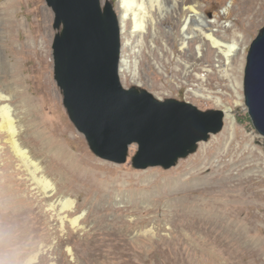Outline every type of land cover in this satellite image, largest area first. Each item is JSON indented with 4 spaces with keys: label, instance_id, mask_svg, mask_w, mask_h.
<instances>
[{
    "label": "rangeland",
    "instance_id": "obj_1",
    "mask_svg": "<svg viewBox=\"0 0 264 264\" xmlns=\"http://www.w3.org/2000/svg\"><path fill=\"white\" fill-rule=\"evenodd\" d=\"M104 1L106 0H102V2ZM109 1L114 5L119 18L121 14L120 0ZM193 1L198 4V11L205 15L208 22L213 21L215 15H220L219 13L225 5L232 2L230 16L222 15L218 19L220 26L224 23L231 25L226 30L221 29L225 36L219 34L225 41H231L236 34L243 36L246 33L244 29H250L251 34L246 40L247 44L242 50L240 49V52L238 51L243 57L241 71L243 94L247 53L259 29L264 26V18L255 19V11L259 9L258 2L254 3V0ZM162 3L165 7L163 12L156 8L148 10L147 5H144L145 11L142 12L143 14L140 13L144 18L142 31L133 33L131 20L126 21V26L121 32V59L127 61L129 69L127 72L124 70L119 73L122 85L125 88L139 86L157 99L185 101L202 111H223L222 107L217 106V101L220 100L223 105L232 107L231 114L234 120L224 119V126L220 133L211 135L208 142L199 143L196 153L186 159H180L176 166L167 170L161 167L139 170L131 164L136 146L130 147L129 157L125 164L119 165L102 160L89 150L84 137L69 121L62 106L61 95L53 79L54 15L45 0H0V37L6 43L11 37L16 42L15 46L20 49L16 58L20 71L23 73L25 88L36 101L38 100L39 107L42 109V111L40 109V119L38 117V120L45 122V128L50 138L55 140L60 138V141L64 142L68 149L95 159L101 166L99 177H106L110 186L113 184L117 186L110 196L107 192L88 193L81 188H74L72 191L63 190L50 198H44L35 184L28 181V186L20 190V196L22 195L21 197L35 208L37 221H20L16 223L17 227L12 231L8 230V225H0V236L3 233L4 237L3 251L0 255L6 257L9 264H23L34 254L37 257L28 264H249L248 262L254 264V255L247 250L228 251L221 246H208V241H213V237L210 234L211 226L207 208L204 207L201 210L198 207L200 210H196V214L189 209L175 210L172 207L173 200H171L175 196L171 195L167 188L164 190V186L161 185L165 178L160 177L157 182L153 176L155 173L157 176L159 173L163 176L174 173L181 163L184 164L195 159L204 148L212 146L214 141L225 135L219 145L211 148L208 157L196 163L190 170L195 174V180L199 183L208 187L209 185L216 186L222 181L226 182L225 186H227V190H230L228 196L223 198V201L228 205V214L219 216V221L222 220L221 223L224 225L218 222L221 224L220 227L217 224L215 226L219 234L216 240L227 239L225 231L230 221L235 220L236 206L238 205L249 208L250 206L254 208L257 205L264 220V188L255 186L257 180L264 179V138L254 129L246 106L245 109L236 106V98L228 81L225 78H219L217 72L224 69L226 64L222 61L218 63L217 57L213 59L212 64L196 59L194 54L195 47L200 43L198 38H193L190 47L182 52L180 50L181 27L176 24L177 7L173 6L170 0H163ZM9 10L11 11L9 12ZM184 13L195 22L190 12L186 10ZM11 18L15 21L13 25H11ZM251 24L253 25L251 26ZM46 27H48V33ZM43 33L48 35V57L43 59L38 58L37 55L35 57L26 54L27 50L24 46L27 41L32 36L44 35ZM37 40L39 41V39ZM203 47L206 48L207 44ZM215 55H217L216 52L213 56ZM0 56H6L3 46L0 49ZM193 64L198 65L195 66L196 68H192ZM190 68L192 76L198 78L207 74V69L216 73L214 74L216 76L210 77L209 84H202L194 77H186L185 74L187 70L191 71ZM45 73L51 83L52 94L56 97L54 103L43 88L42 78ZM197 93L203 96H198ZM54 104L57 106L55 107ZM227 131L228 134H225ZM4 141V139H0L2 151L6 148ZM232 141L235 147L241 143L242 148L237 153L228 156L226 160H222L219 156L220 152L222 153ZM233 155L236 159H233ZM239 157L242 161L239 160ZM34 160H38L43 168L47 167L46 163H42L41 158H34ZM2 163L3 161H0V167ZM225 163L228 166L224 171H221L220 168ZM15 164L17 165V162ZM187 173L188 171L185 173L186 176L189 175ZM18 177L28 178L27 175L22 174H18ZM244 177L251 178L253 186L249 191L243 185L238 184V181ZM48 179L54 187L58 188L53 177ZM143 188H147V192L153 194L149 198L142 199L139 192ZM163 191L164 194L169 195V199L157 203L156 197ZM202 196L195 197L199 201V205L202 202L205 204L210 201L209 195ZM61 199L72 200L74 202L73 209L61 210L59 204ZM48 203H53L56 208L51 209ZM231 213L232 215L229 217ZM61 217H65V219L62 220ZM76 217H79V220L74 225L72 220ZM261 226L264 227L263 224ZM233 227L238 229L241 226L235 228L237 226L233 225ZM198 234H201L200 238L197 237ZM260 234L255 239V244L264 241V234ZM181 243L183 245H177ZM263 253L264 251L260 252L262 256Z\"/></svg>",
    "mask_w": 264,
    "mask_h": 264
},
{
    "label": "bare ground",
    "instance_id": "obj_2",
    "mask_svg": "<svg viewBox=\"0 0 264 264\" xmlns=\"http://www.w3.org/2000/svg\"><path fill=\"white\" fill-rule=\"evenodd\" d=\"M162 1L163 0H120L119 6L121 9V14L119 20L121 31L124 30L127 20H131L133 24V33L138 32L139 30L142 31V29L144 28V18L140 15V13L145 11L146 7L144 5H147L148 10L156 8L157 10L163 12V9L165 7L163 6ZM256 2H258L259 9H256L255 11V19L264 18V0H254V3ZM170 3L173 6L177 7L175 14L177 18L176 24L177 26L181 27L180 50L182 52L186 51V49L190 47L189 45L190 42L193 41V38H198L200 43L195 47L196 51L194 55L196 56V59H199L200 62L212 64L213 59L217 57L218 63L222 61L226 64V67L219 70L217 74L219 75L220 79L225 78V80L228 81L236 98V106L241 108L244 107L245 109L241 80L243 57L239 52L240 49L242 50V48L247 44L246 40L251 34L250 29H244L246 33L243 36H241L240 34L234 35L231 41H225L221 36H219V34H223V36H225L224 31H222L221 29L226 30V28L231 26L230 23H224V25L220 26L218 24V19L222 15L225 17L230 16L232 2L226 4L225 7L220 11V15H215V19L209 22L207 21L205 15L198 11L199 6L193 0H170ZM186 10L192 14L191 16L194 17L193 20L195 22L191 20L190 16H186V14L184 13V11ZM10 11L11 10H9V12ZM14 22L15 21L11 18V25H13ZM252 25L253 24H251V26ZM46 28L47 32L48 27ZM37 39H39V41ZM2 40L3 39L0 37V49L3 46V49L6 51V56H0V139L5 140L4 144L6 145V148L4 149V151H2V149L0 148V161H3L0 167V225H8V230L12 231L17 227L16 223L20 221H37V216L34 212L35 208L32 207L27 200L23 199L21 197L22 195L20 196V190L23 187L28 186V181H31L33 184H35L39 192L44 195V198H50L58 194L59 192H62L63 190L69 192L74 188H81L88 193L97 192L98 194H100L107 192L110 196L113 189H115L117 186L114 184L113 186H110L106 181V177H99V169L101 166L95 159L68 149L65 146V143L60 141L61 139L59 137H57L59 138V140H55L49 137V133L45 128V122L38 120L41 109L37 102L38 100L36 101L31 96L32 94L27 91L28 89L25 88L23 73H21L20 71V67L18 66L19 64L17 62L18 60L16 58V55L20 52V49L15 46L16 42L14 39H11V37L8 39L7 43L6 41L3 42ZM2 42L4 43V45ZM205 44H207L206 48L203 47ZM24 48L25 50H27V53L26 51L23 52L28 55H37L38 58L40 57L43 59L47 58L48 35H46L45 33L44 35L38 34L37 36H32L31 39L27 41ZM215 52L217 53V55L213 56ZM197 65L198 64H193L192 68H196ZM128 69L129 68L127 61L122 59L120 72L122 73L124 70H126L127 72ZM214 74L216 73H214L210 69H207V74L203 75L202 77L200 76L199 78L197 76H192V70H187V73L185 75L187 78L194 77L196 80L201 81L202 84H209L208 81L210 80V77L212 75L213 77L216 76H214ZM42 79L43 88L45 89L47 96L52 100V102L56 101L55 95L52 94V87L47 73L43 75ZM196 95L203 96L200 93H197ZM217 106L222 107L225 116L224 119L234 118L231 114L233 111L232 107L223 105L220 100L217 101ZM42 120L44 119L42 118ZM225 134H228V131L225 132ZM224 138L225 135H223L220 139L214 141L212 143V146L204 148L195 157V159H192L191 161L184 164L181 163V165L178 167V169H176V171H174V173L166 176H163L161 173H159V176H157V174L155 173L153 174V176L155 177V180L157 182H159L160 177L165 178V181L163 182V184L161 183V185L164 186V190L165 188H167L170 194L175 196L171 199L173 200L172 207L175 210L181 211L184 209H189L194 211L195 213L197 212L196 210H202V208L204 207L207 208L206 211L210 220L209 225L211 226L210 234L213 237V241H208V246H221L223 247V249L225 248L228 251L233 249L247 250L254 255V261L252 259L254 264H264V255L262 256V254H260V252L264 251V241H262L260 244L259 242L255 244V239L257 238V236H259L260 233L264 234V227L261 226V224L264 225V220L263 216L261 215V210L258 209L259 207H257V205L254 208H252L251 206L250 208L242 205L236 206L237 214H235V217L237 218L234 217L235 220H233L232 222L230 221L226 228L225 232L227 233L225 238L227 239L223 241H221L222 239L220 241L216 240L219 234L215 229V226L217 224L220 227V225L223 224L221 223L222 220L219 221V216L221 214H228V205H226L227 203L223 201V198L225 196H228V192H230V190H227V186H225L226 182L224 183L222 181L216 186L209 185L207 187L205 184L203 185V183H199V181H196L195 174L190 172L192 167L196 163L206 159L211 148L215 145H219V143ZM244 140L245 138L243 137V141ZM233 143L234 142L232 141L222 153L220 152L219 156L222 160H226L228 156L237 153L238 150L242 148L241 143L236 147L233 145ZM33 157L41 158L42 163H46L47 167L43 168L42 166H40L39 161L34 160ZM233 159H236L234 155ZM239 160H241L240 157ZM16 162L17 165L15 164ZM227 166L228 164L225 163V165L220 168L221 171H224ZM187 171V174H189L188 176L185 175ZM18 174L27 175L28 178L18 177ZM49 177L54 178V180L57 182L58 188L53 186V184L48 179ZM251 183L252 181L249 177H244L238 181V184L243 185V187H245L247 191L252 189L253 185ZM256 185L257 187L264 188V179L257 180L255 186ZM164 193L165 192L163 191L161 194H159V196L156 197L157 203H161L165 199H169V195ZM151 194L153 193H148L147 188H143L139 192V195L142 197V199L149 198ZM202 195H209L210 201L208 200L209 202L205 204L202 202L199 205V201L196 200L195 197ZM59 204L61 210H72L74 202L70 199H61L59 200ZM48 206L51 209L56 208L53 203H48ZM172 207H170V209H172ZM231 215L232 213L229 215V217ZM195 216L197 217V215ZM61 219L64 220L65 217H61ZM78 220L79 217L74 218L72 220V224L76 225ZM218 222L221 224H219ZM233 225L237 226L235 228H238V226L241 227L238 229H234ZM201 231L203 230L201 229ZM200 235L197 237L200 238ZM206 235L207 233L205 234V236ZM3 239L4 237L2 233V235L0 236V253L3 251ZM182 243L177 245H183L184 243ZM258 244L259 246H256ZM178 249L180 250V248ZM36 257L37 255L34 254L23 264L30 263ZM5 258L6 257L0 255V264H9L8 259ZM248 263L250 264V262Z\"/></svg>",
    "mask_w": 264,
    "mask_h": 264
},
{
    "label": "water",
    "instance_id": "obj_3",
    "mask_svg": "<svg viewBox=\"0 0 264 264\" xmlns=\"http://www.w3.org/2000/svg\"><path fill=\"white\" fill-rule=\"evenodd\" d=\"M54 15L53 79L69 121L102 160L135 169L165 170L196 153L222 131L221 110L202 111L176 99L160 100L120 80L121 25L106 0H45ZM244 104L264 138V26L250 44L243 78Z\"/></svg>",
    "mask_w": 264,
    "mask_h": 264
}]
</instances>
